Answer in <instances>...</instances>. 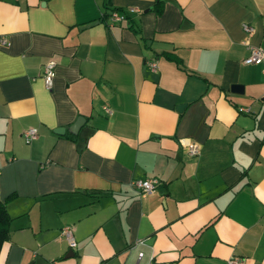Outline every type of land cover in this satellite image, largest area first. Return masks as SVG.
<instances>
[{"label": "crops", "instance_id": "0c3cea01", "mask_svg": "<svg viewBox=\"0 0 264 264\" xmlns=\"http://www.w3.org/2000/svg\"><path fill=\"white\" fill-rule=\"evenodd\" d=\"M0 36V264H264V0H0Z\"/></svg>", "mask_w": 264, "mask_h": 264}, {"label": "built area", "instance_id": "2783aa9c", "mask_svg": "<svg viewBox=\"0 0 264 264\" xmlns=\"http://www.w3.org/2000/svg\"><path fill=\"white\" fill-rule=\"evenodd\" d=\"M128 11H133L135 10L134 7H127ZM125 18V13L122 12L121 10L117 9H111L107 12V19L108 21L113 22V21H120ZM242 28L247 32L251 33L252 32V26L247 24V23H242ZM6 40L3 36H0V45L5 44ZM247 48H248V54L245 58H243L244 61L246 62H259L262 60L264 57V51L263 49L258 46L249 43L248 41H245ZM149 66L151 69H154L155 67V62L151 61L149 62ZM54 76V62L52 59H48L44 62L43 68H42V73L41 77L44 83V86L46 88H49L51 83H52V78ZM22 135L24 137V140L26 142L30 141L35 135H36V130L34 127H27L22 131ZM183 145L185 146V149L187 153L189 154H195L198 151V145L195 142H192L188 139L182 140ZM157 178L153 176H147V177H142V178H135L131 180V186L136 189V191L139 193V195H146V193L152 191L157 183ZM61 233L66 237L68 244L72 245L73 240L70 235V230L68 227H63L61 229ZM140 242V241H138ZM142 256V253L139 252L137 253L138 259ZM225 264H242V261L236 257H229L225 260Z\"/></svg>", "mask_w": 264, "mask_h": 264}, {"label": "trees", "instance_id": "16d2710c", "mask_svg": "<svg viewBox=\"0 0 264 264\" xmlns=\"http://www.w3.org/2000/svg\"><path fill=\"white\" fill-rule=\"evenodd\" d=\"M12 196H9V197H12ZM9 222H10V217L8 216L6 212L4 202L0 200V245L8 237Z\"/></svg>", "mask_w": 264, "mask_h": 264}, {"label": "water", "instance_id": "95a60500", "mask_svg": "<svg viewBox=\"0 0 264 264\" xmlns=\"http://www.w3.org/2000/svg\"><path fill=\"white\" fill-rule=\"evenodd\" d=\"M236 88H237V85H236V84L231 86V89H232V90H234V89H236ZM181 107H182V104H178V105H177V109H180ZM82 119H83V118H82L81 116L78 117V118L75 120V122L70 126V130L73 131V132H75V131H76V128H77V126H78V124L80 123V120H82ZM54 131L60 133V132L63 131V128H62V127H56Z\"/></svg>", "mask_w": 264, "mask_h": 264}]
</instances>
